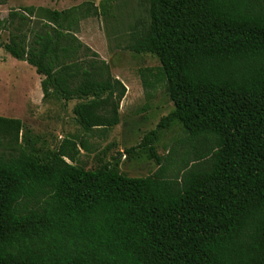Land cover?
<instances>
[{"label": "trees", "instance_id": "16d2710c", "mask_svg": "<svg viewBox=\"0 0 264 264\" xmlns=\"http://www.w3.org/2000/svg\"><path fill=\"white\" fill-rule=\"evenodd\" d=\"M90 16L111 22L118 48L158 61L136 73L146 100L160 88L172 108L122 150H144V176L120 172L119 153L77 163L125 93L75 35ZM0 29V47L41 76L42 100H75L82 130L42 150L0 115V264H264V0L27 5ZM173 122L183 136L160 155L152 143Z\"/></svg>", "mask_w": 264, "mask_h": 264}, {"label": "rangeland", "instance_id": "374dc122", "mask_svg": "<svg viewBox=\"0 0 264 264\" xmlns=\"http://www.w3.org/2000/svg\"><path fill=\"white\" fill-rule=\"evenodd\" d=\"M72 3L73 0H2L0 18L5 17L10 8L33 5L59 9ZM110 23L90 16L83 20L81 27L88 47L124 79L128 91L119 108L116 125L104 131H95L92 135H83L89 149L80 150L77 163L92 169L100 161H111V157L119 153L120 172L127 176H144L155 168L144 150L136 149L128 154H123L122 150L137 144L141 135L151 129L172 106L160 88L152 92L149 100L144 98L136 69L139 66L157 65L158 61L148 54H133L118 48L120 42L110 32ZM7 38V31L0 29V42H5ZM33 73L28 64L11 57L0 47V115L23 117L24 126L29 128L28 135L32 139L34 134L38 135V139L33 141L42 150L54 148L64 136H80L82 130L74 123L70 111L72 100L68 101V107L54 99L38 100ZM45 103L50 106H43ZM182 136L180 126L173 122L168 128L158 131L152 145L158 154L165 155L170 145Z\"/></svg>", "mask_w": 264, "mask_h": 264}, {"label": "crops", "instance_id": "0c3cea01", "mask_svg": "<svg viewBox=\"0 0 264 264\" xmlns=\"http://www.w3.org/2000/svg\"><path fill=\"white\" fill-rule=\"evenodd\" d=\"M74 1V3H72V4H70L69 6H66V7H63V8H67V7H70V6H73V5H76V4H79L80 2H82V1H86V0H73ZM88 1H91V2H93V4H96L99 0H88ZM49 8V7H48ZM63 8H59V9H63ZM54 9H58V8H54ZM93 17H95V16H93ZM86 18H89V17H86ZM86 18H83V19H81L80 21H79V23H78V30H77V32L75 33V35L77 36V38L82 42V43H84L85 45H87L88 46V41H87V39H86V35L83 33V28L81 27V24H82V22H83V20L84 19H86ZM31 67V66H30ZM31 69H32V71H34V69H33V67H31ZM110 73H111V75L113 76V77H115V78H117L118 80H120L121 82H122V84L125 86V93H124V95H123V97L121 98V100H120V102H119V107H118V114H119V108H120V106H121V103H122V101H123V99L125 98V96L127 95V91H128V89H127V83H125V81H124V79L121 77V76H119L118 74H116V73H114L113 72V70L111 69V66H110ZM33 75H34V79H35V85H36V88H37V97H38V100H40L41 99V92H40V89H39V79H40V75H38V74H36L35 73V71H34V73H33ZM75 102V100H72V103H71V106L73 105V103ZM63 104V103H62ZM65 105L68 107V101L65 103ZM43 106H45V107H48V106H50V104H48V103H45ZM8 114V113H7ZM1 115H3V116H5L6 114H3V113H1ZM6 116H9V117H16V118H19L22 122H23V117H21V116H19V115H6Z\"/></svg>", "mask_w": 264, "mask_h": 264}]
</instances>
